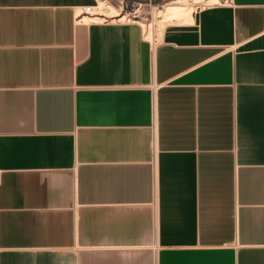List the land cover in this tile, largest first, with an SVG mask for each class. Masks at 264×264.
<instances>
[{"label": "crops", "instance_id": "crops-1", "mask_svg": "<svg viewBox=\"0 0 264 264\" xmlns=\"http://www.w3.org/2000/svg\"><path fill=\"white\" fill-rule=\"evenodd\" d=\"M96 2L0 0V264H264V0Z\"/></svg>", "mask_w": 264, "mask_h": 264}, {"label": "bare ground", "instance_id": "bare-ground-1", "mask_svg": "<svg viewBox=\"0 0 264 264\" xmlns=\"http://www.w3.org/2000/svg\"><path fill=\"white\" fill-rule=\"evenodd\" d=\"M205 2L212 4V2H217L219 0H174L170 3H168L164 9L161 11V19L158 21L160 28L161 26L164 25L165 23H172V22H189L193 18V11L194 7L191 6L192 4L200 3V2ZM115 9L117 12L112 13L111 9ZM82 8H79V11H81ZM97 12L96 16L90 17V16H84V20L89 21H99V22H104L107 21L106 17H110L112 21H118V22H136L139 25L142 26L144 29V34L147 39L150 41L154 39V33L152 27V22L150 23H145L141 22L138 20H134L131 17H129L126 14H122L120 10L111 5H106L105 1H100V4L96 7ZM119 10V11H118ZM100 14V15H98ZM125 20V21H123ZM109 22V21H108ZM157 22V23H158ZM158 25V24H157ZM159 28V29H160ZM164 28V27H163ZM162 28V29H163ZM164 31V29H163ZM161 32V31H160ZM158 35V34H156Z\"/></svg>", "mask_w": 264, "mask_h": 264}, {"label": "rangeland", "instance_id": "rangeland-1", "mask_svg": "<svg viewBox=\"0 0 264 264\" xmlns=\"http://www.w3.org/2000/svg\"><path fill=\"white\" fill-rule=\"evenodd\" d=\"M100 1H105L106 5L112 4L113 6L117 7L122 14L128 15L134 20H138V21L145 22V23L152 22V26H154L152 27L154 37L156 36L157 41H159L161 39V34L163 32V29L165 28V26L169 24L167 22L161 26L162 28L164 27L163 29L160 28L159 26L160 22L158 21L161 19V11L162 9L165 8V6L168 3L174 0H98V2L96 3L99 4ZM213 3H216V2H212V4ZM206 4H209V3H205L202 1L200 3L192 4L191 6L194 7L193 13L197 10L198 6L200 5L203 6ZM96 10L97 9L95 7L94 11ZM111 10H112V13L117 12L113 8Z\"/></svg>", "mask_w": 264, "mask_h": 264}, {"label": "built area", "instance_id": "built-area-1", "mask_svg": "<svg viewBox=\"0 0 264 264\" xmlns=\"http://www.w3.org/2000/svg\"><path fill=\"white\" fill-rule=\"evenodd\" d=\"M95 7H92V6H87L85 7V9H83L81 12H79L78 16H82V15H90V16H94V15H97L94 11Z\"/></svg>", "mask_w": 264, "mask_h": 264}]
</instances>
